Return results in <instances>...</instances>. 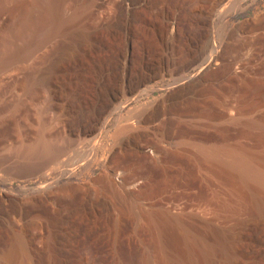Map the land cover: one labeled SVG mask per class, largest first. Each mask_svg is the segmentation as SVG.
<instances>
[{"label": "rangeland", "instance_id": "374dc122", "mask_svg": "<svg viewBox=\"0 0 264 264\" xmlns=\"http://www.w3.org/2000/svg\"><path fill=\"white\" fill-rule=\"evenodd\" d=\"M40 1L39 8L47 4L53 7L52 12L47 11L45 6L40 8L41 10L38 8L36 18L39 25L38 28L36 27L38 30L35 29L37 33L29 27H24L22 34L16 35L15 26L17 28L20 26L22 16H25L26 10L33 6L35 0H0V54L5 56L12 48V50H23L27 47L26 41L29 43L31 38L44 35L53 24L62 22L64 25L62 24L61 31L52 39L51 43L54 47L53 52L49 54L50 57L46 54L44 55L46 58L43 56L42 59H38L36 65L39 68L34 65L31 72L53 80L56 77L55 69L59 66L66 68L68 64L66 62H69L70 56L74 55L77 58L82 57L79 58L81 63L83 61V63H91L90 65L82 63L83 72L92 70V65H98L99 67L96 68L104 73L100 87L95 88L91 79L86 77L70 79L64 76L61 77L59 86L61 85L60 87L66 91L73 90L72 109L79 116V121H74L76 122L74 129L82 131L95 129L100 117L103 116L102 123L105 127L103 136L106 138L104 137V143L100 145L96 141L89 140L92 137H85L87 140L83 138L81 144L90 148L94 147L91 145L94 144L99 149V157L88 167L83 166V170L65 171L58 179L57 187L61 188L56 189L59 191H52L54 195L51 193L52 195L50 194L41 203H33L31 198L40 181L52 171L50 170L52 166L39 172L29 171L31 175L28 172L27 177L30 180L26 183L0 179V264H79L81 254L91 248L111 256L130 247L150 252L156 264H166L165 257L170 258L171 264L173 261H175L173 264H264V244L261 246L260 243L264 241V192L248 188L249 190L233 193V201L229 208L222 206L223 203H217L205 213L199 212L206 216L205 220L203 215L202 217L198 215L200 219L203 218L200 220L198 216L193 215L197 213L195 211L200 204H208L210 199L206 190L196 181L191 180L183 185L180 183L181 185L177 184L176 187L169 189L165 183L160 182L161 168L158 164L151 160L146 161L144 158L143 160L129 147L109 155L110 148L116 143L120 145L124 140L126 134L119 132L121 127L132 120L147 104L158 105L160 109L164 107L171 109L169 110L171 114L173 112L175 118L171 115L169 132L179 133V127L183 124L179 108L182 104L178 106L181 102H166L165 90L161 88L159 80L156 81L157 83L152 81L147 84L148 86H143L137 92L135 99H132L130 106L121 109L113 104L115 96L120 95L124 89L121 82L123 78L121 63L126 48L122 34L127 26L131 25L134 29L132 30L141 35H145L144 30L151 27L154 29L151 30L153 35L157 38H153L150 31L149 40L147 39L146 43L142 42L145 44L144 47L154 48L147 59H143L142 47L138 44L140 42L135 38L131 41L132 59L128 70L132 75L127 82L131 87H137L138 83L157 73L162 66L164 69L184 68L193 73L197 72L199 69L194 68L199 61L202 62L216 55L215 52H218L217 55L221 58L222 67L231 61L236 69L240 68L238 70L241 72L247 70L251 75H261L264 73V0H158L159 2L154 0L158 4L156 9L159 4H162V7L154 9L151 13L142 8L138 12L132 11L131 7L135 0ZM148 15H151L150 18ZM146 18L151 19L150 27L143 21ZM152 22L155 24L153 25ZM33 33H36V36ZM23 36H26V39ZM86 38H96L101 41L106 47V54L98 58L86 55L83 50ZM6 49L8 51L4 52ZM160 58L163 60L158 62ZM40 61L42 62L39 63ZM146 61L150 62L148 68L143 64ZM37 70L39 73L36 72ZM86 75L90 74L86 73ZM220 75H216L215 80L207 84L209 86L198 88L197 93L201 92L200 95L202 93L204 95L210 89H216L219 80L221 81L222 75ZM15 83H4L0 90L9 95ZM153 85H156L155 88ZM144 91L145 93L142 94ZM137 97H141V100L136 101ZM61 110L59 106L54 113L59 115ZM160 138L161 134L151 133L147 134L145 137L147 141L143 140V142H157ZM98 146L102 147L101 150ZM114 171L117 172L115 177L118 185L123 178L127 179L128 184L124 188L118 186L115 190L103 188V179ZM152 179L153 181H150ZM137 183H150L145 187L146 192L151 191L152 187L156 192L148 199L139 201L133 193L128 192L131 186ZM69 185L74 189L71 195L65 191ZM183 204H187L183 212H180L184 224L181 226L166 224L163 216L173 207H181ZM190 207L193 210H189ZM18 235H23L28 250L16 253L13 258L6 260L5 254ZM194 236L198 237L200 242L194 243ZM159 239L168 250H165V253L161 250L162 253L158 247ZM222 242L221 248L222 246L224 248L220 249ZM213 247L219 248L218 251L215 249L214 252ZM208 248H211L207 255L209 257H205L203 250Z\"/></svg>", "mask_w": 264, "mask_h": 264}, {"label": "bare ground", "instance_id": "6f19581e", "mask_svg": "<svg viewBox=\"0 0 264 264\" xmlns=\"http://www.w3.org/2000/svg\"><path fill=\"white\" fill-rule=\"evenodd\" d=\"M40 3V0H35L33 6L30 7V9L28 8L26 13L24 12L25 16H22L23 19L21 18L20 26L18 28L15 26L16 35L17 33L22 34L24 27H29V29L31 28L33 30L38 28L39 24L36 18V11ZM42 3H44V1ZM156 4L157 2L155 3L154 0H135L131 8L134 12H138V10L142 8L145 9L146 12L151 13L156 9ZM44 6L47 8V11L51 10L52 12L53 7L45 4L40 8L42 9ZM160 6L162 7V4H159L157 9H159ZM38 12L39 11H37V13ZM41 12L42 11H40V13ZM223 15L225 16V14ZM149 20L151 19H143V21L148 24V27L151 25V21L149 22ZM70 23H72L71 20ZM62 24V22L53 24L48 32L39 37L33 39L27 37L30 39V42L24 41L28 45L26 44L27 47H23V50H12V48L5 56L4 54H2L3 56L0 54V87L4 83H18H15L16 85H14L9 95L0 90V179L26 183L30 180V178L27 177L29 171L39 172L51 166L53 168L50 169L52 170L50 173L48 172V176L40 181V185L36 188V192L31 198L33 203L43 202L52 191L58 188L60 189L61 187H57L58 179L65 171L74 170L77 172L78 170H83V166L86 168L92 164V162L94 163V160L99 157V149L96 148L94 144H91V141H96L97 144L100 145L104 143L103 140L105 137L103 136L105 134L104 123H102L103 116L100 117L97 127H94L95 129L89 131L74 129V124L76 123H74V121L77 120L78 122L79 116L72 109V104L74 103L73 90L68 89L66 91L62 89L63 87H60L61 85L59 86V84H61L60 79L64 76L70 79L86 77L89 80L91 79L90 81L95 84V88L100 87L104 73L96 68V66L99 67L98 65H92V70L83 72L81 66L84 61L81 63L79 59L81 56L77 58L74 55L70 56L69 62H66L68 63L66 68L59 66L55 69L54 75L56 77H53V80L47 79V77L45 79L43 78L44 76L34 75L31 72L32 67L38 63V59L46 54L49 55L53 50L54 45L51 43L52 39L56 33L59 34L58 32L61 31ZM145 25H142V27H145ZM131 27V25L127 26L125 32L122 34V39L126 48L121 63L123 65V69L121 68V75H123L121 82L123 83L122 87H124V89L122 88L123 92L120 95L115 96V100L112 101L113 104L121 109H124L128 105L130 106L132 99L136 97L137 92L140 91L143 86L147 85L149 82H156L159 80L158 83L161 88L165 90L164 99L166 102H181L178 103V106L182 104L179 108L180 117L182 119L181 123L183 124L179 127L180 131L178 130V134L169 132L168 129L171 124H169V122L173 114V112L171 114V109L169 108V110L165 107L160 109L157 107L158 105L147 104L135 114L132 120L121 127L119 132L121 134H126L124 140L121 141L122 143L120 145H117V143L115 146L113 145V147L110 148L109 155H114L118 150L129 147L131 150L135 151V154L137 153L138 156L140 155L142 159L144 158L146 161L151 160L158 164L161 168V171L158 169L161 176L160 179H162L160 182H163V184L165 183L169 189L176 187V185L180 183L183 185V183H189L191 180L196 181L200 187L206 190L210 200L208 199V204L199 203L200 205L197 207V211H195L197 213L194 212V217L200 216L201 213L199 212L205 213L210 207L216 206L217 203H223L222 206L225 205L229 208L232 204L231 201H233V193H239L248 188H253L257 192H264V73L261 75H251L247 70H244L245 72L247 71V73L241 72L238 70L240 68L236 69L231 61L230 63H225L226 65L223 64L224 66L222 67L220 65L221 58L217 55L218 52H215L217 53L216 55H212L202 62L199 61L198 65L194 68L199 69L197 72L193 73L184 68L173 69L171 67L172 69H164L161 63L162 67L158 65L160 67L159 71L157 72L154 70V72L156 71L157 73L138 83L137 87H131V84H127L132 75H130L131 72L129 73L128 70L129 62L132 59L131 41L135 38L136 41L140 42L138 44H141L143 59H147L148 54L154 49L150 46L144 47V43L147 42L149 34L152 32L151 30L154 31L153 28H146L148 31L144 30L145 36L135 33L133 31L134 29ZM37 30H35L36 33ZM27 31L30 30L27 29ZM36 33L33 34L36 36ZM41 33L43 34L44 31ZM140 33H142V31ZM151 35L153 38L155 37L153 32ZM56 36L57 35H55V37ZM23 37L26 39V36ZM54 41L55 40H53V42ZM152 41H154V39ZM156 46H154L155 49H157ZM83 50L86 55L96 56L97 58L107 52L104 44L96 40V38H86ZM5 51L8 50L6 49L4 52ZM85 54L82 53V55ZM161 60H163V58H160L158 62ZM41 62L42 61L39 63ZM149 63L150 62L146 61L143 64L148 68L150 66ZM37 68H39V66ZM34 70L35 69H33V71ZM36 72L39 73L38 70ZM220 72H222V76ZM86 73L90 75H86ZM218 74L221 76V81L219 80L217 84L219 85L217 86V88L219 87L218 89L212 88L213 90L210 89L211 91L206 90L207 93L205 92L206 94L204 95H202L203 93L200 95L201 92H198L199 94L197 93L198 88L200 89L201 86L206 87L213 79L215 80L214 77H216V75L218 76ZM86 82H88V80ZM102 87L103 86H101V88ZM149 87L151 88V86ZM143 89H145V87ZM145 91L142 92V94H144ZM138 100L140 101L141 97H137L136 101ZM59 106L62 109L61 114L56 115L55 113L57 110L55 111V109ZM173 108L176 107L173 106ZM172 116L175 118L174 115ZM211 132L213 133L212 136ZM151 133L161 134L159 141L145 142L147 141L145 137L147 134ZM88 136L89 138L92 137L89 140H91L90 144L94 147L90 148V146L81 144V140L83 138L87 140L85 137ZM121 138L123 137L121 136ZM143 140L145 141L143 142ZM116 175V171L107 174V176L104 175L103 188L115 190L118 186L124 188L128 184L127 179L125 180V178H123L121 179L122 185H118L115 177ZM150 181H153V179ZM149 184H133L130 188L131 190H128V192L133 193L139 201L146 200L156 192L154 187H152L153 189L151 191H148L149 193L146 192L145 187ZM73 190V186L70 185L65 189L69 195L72 194ZM58 191L59 190H57V192ZM52 194L54 195V193ZM187 204H183L181 207H173L167 213L165 212L166 214L164 213L165 216L163 217H165L164 220L166 224L176 226L183 225L184 220L180 212H183ZM20 208L19 210H21ZM191 209L192 207H190L189 210ZM212 209L211 211L214 212ZM19 212L21 213V211ZM202 215L200 217H202ZM199 216L197 218L200 219ZM205 217L203 215V218L206 220ZM195 237L196 236H194V243L199 241L198 237ZM157 243L160 251L162 250L165 253L166 249L162 240ZM260 243H262V246L264 241ZM26 244L23 235L15 237L14 244L5 254V259L9 260L13 258L16 253L28 250ZM221 244H223V242L220 243V249H223L224 247L222 246L221 248ZM198 245L200 244L198 243ZM210 249L211 248L203 250L205 257H209L207 255L210 253ZM215 249L216 247H213L214 252L218 251L219 248L216 249V251ZM220 253L223 254L221 251ZM151 255L152 254L146 250L130 247L120 253L108 256L102 251L91 248L81 254L79 264H156L151 258ZM161 256L163 255L161 254ZM170 261V258L168 259L165 257L164 262L166 264H171Z\"/></svg>", "mask_w": 264, "mask_h": 264}]
</instances>
